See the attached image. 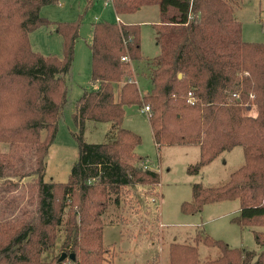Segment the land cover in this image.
Instances as JSON below:
<instances>
[{"label":"trees","instance_id":"1","mask_svg":"<svg viewBox=\"0 0 264 264\" xmlns=\"http://www.w3.org/2000/svg\"><path fill=\"white\" fill-rule=\"evenodd\" d=\"M58 1L0 0V264H108L102 217L109 200L129 187L160 184V174L135 153L141 136L123 128L131 106L149 107L159 149L199 147L191 175L243 147L245 163L226 183L193 185L192 200L182 204L185 214L239 200L233 223L264 219V42L243 40L237 0H109L117 17L159 7L160 22L153 26L159 54H143L139 24H93V89L84 91L73 113L78 159L66 182L45 180L49 150L70 103L67 78L80 21L54 24L63 38L61 58L34 51L30 34L52 24L41 11ZM143 84L149 85L145 94ZM252 107L258 115L248 113ZM88 121L110 123V141L85 142ZM254 233L264 248V232ZM203 242L220 252L209 264H264V250L231 248L208 235ZM59 243V253L47 261ZM62 254L68 260L59 262ZM199 263L197 244L170 245V264Z\"/></svg>","mask_w":264,"mask_h":264},{"label":"rangeland","instance_id":"2","mask_svg":"<svg viewBox=\"0 0 264 264\" xmlns=\"http://www.w3.org/2000/svg\"><path fill=\"white\" fill-rule=\"evenodd\" d=\"M237 2L236 19L242 23L243 40L264 42V0ZM41 15L52 24L31 33L30 43L34 51L45 56L61 58L63 55V38L54 24L80 21L73 67L67 78L70 103L49 150L45 176L46 181L64 183L78 159L76 137L79 136V128L73 118L75 105L85 90L93 89L90 50L93 24L119 21L139 24L142 52L152 58L159 54L153 26L160 22L161 15L158 6H148L136 13L117 17L109 0H95L90 6H87V0H59L57 4L45 6ZM142 88L145 94L149 85L143 84ZM248 113L258 115L255 107L250 108ZM123 128L141 136L142 142L135 153L144 158L145 166L160 174V184L154 187H129L118 198L111 197L109 200V207L102 217L103 245L108 264L146 263L153 260H158L160 264H170V245L175 242L197 244L199 264H209L219 258L220 252L216 247L204 245L203 240L207 235L215 241L221 240L231 248L256 251L258 254L264 250L257 245L254 233L264 232V219L245 223V226L232 222L240 211L239 200L207 204L202 212L192 215L182 211V204L192 200L194 184L200 183L205 187L223 185L231 174L244 165L243 147L224 152L202 168L199 174L191 175L188 168L199 161V147L163 146L159 149L154 142L148 113L144 112V108H126ZM110 131V123L88 121L83 138L87 143H106L110 141ZM59 245L53 252L46 254L47 261L59 253Z\"/></svg>","mask_w":264,"mask_h":264},{"label":"water","instance_id":"3","mask_svg":"<svg viewBox=\"0 0 264 264\" xmlns=\"http://www.w3.org/2000/svg\"><path fill=\"white\" fill-rule=\"evenodd\" d=\"M180 77H181V75H180ZM74 258H75L74 255H71V256H70V259H74ZM66 259H67V255H66V254H62V256H61L59 262H63V261L66 260Z\"/></svg>","mask_w":264,"mask_h":264},{"label":"built area","instance_id":"4","mask_svg":"<svg viewBox=\"0 0 264 264\" xmlns=\"http://www.w3.org/2000/svg\"><path fill=\"white\" fill-rule=\"evenodd\" d=\"M106 5H107V4H106ZM189 96H190V98H191V100H192V94H191V93L189 94ZM149 111H150L149 107H145V108H144V112H147V113H148Z\"/></svg>","mask_w":264,"mask_h":264},{"label":"crops","instance_id":"5","mask_svg":"<svg viewBox=\"0 0 264 264\" xmlns=\"http://www.w3.org/2000/svg\"><path fill=\"white\" fill-rule=\"evenodd\" d=\"M33 33H34V32H33ZM33 33H32V34H33ZM32 34H30V38H31V35H32Z\"/></svg>","mask_w":264,"mask_h":264}]
</instances>
